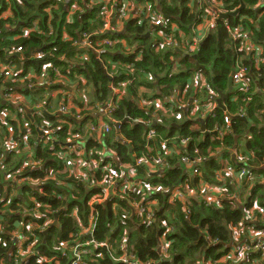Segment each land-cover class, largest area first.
<instances>
[{
	"label": "trees",
	"instance_id": "obj_1",
	"mask_svg": "<svg viewBox=\"0 0 264 264\" xmlns=\"http://www.w3.org/2000/svg\"><path fill=\"white\" fill-rule=\"evenodd\" d=\"M133 1L139 6L143 4L142 0ZM220 1L223 6L217 10L223 14H232L243 5L244 9L237 16L219 18L218 26L205 30L195 52L191 53L188 49L197 38L194 26L201 21L204 12L194 2L191 4L190 0H155L150 3L153 11L165 17L164 27L154 29L152 19L144 18L142 21H125L121 30L104 33H101L103 13L110 6L109 1L96 0V7L88 8L90 0H78L80 8L72 10V4L64 0H0L2 12L10 13L7 19L0 21V62H14L23 75L29 71L42 74L44 67L50 64L57 67L64 76L73 78L78 74L80 78L73 79L76 89L81 90L87 86L92 90L96 103L91 105L95 110L106 106L111 100V85L117 86L128 80L130 83L126 94L116 104L108 122L111 134L102 138V144L108 151L114 152L117 161L122 164L133 162L135 155H148L152 158L162 156L167 161L166 176L153 181L165 189V193L153 195V199L158 200L163 207L156 215L158 222L148 226L143 220L130 217V208L117 199L113 203L95 205L94 215L96 217L97 209L99 217L92 238L97 245L107 246H94L95 252L90 251L92 246L82 247L79 251L86 264H125L120 260L124 257L131 259L132 256L140 264L214 263L225 255L226 246L232 244L230 227L244 225L249 218L248 214L256 210V207L264 212V61L257 68L255 54L248 49V45L259 47L264 60V0ZM207 17L210 19V16ZM35 27L38 28L36 32ZM235 32H238L239 39L234 38ZM90 33L91 40L94 41L96 35V40L101 41L96 43L102 44V47L99 51L91 49L86 60L78 57L77 64L73 63L70 59L78 51L74 43L78 46L86 40L84 35ZM162 33L170 42L160 48L159 44L165 42L161 39ZM117 39L124 40L127 45L122 47L105 43L106 40H114L111 43H115ZM16 47L23 48L22 55L9 57L11 55H8V51ZM237 68L247 69V92H239L237 88L241 85L234 83L232 74ZM198 74L202 75L217 97L232 92L234 95V99L225 97L224 108L219 106L213 117L204 121L193 118L191 111L185 114L174 108L177 103L175 97L180 98L182 104L192 102L196 89L192 88L190 80ZM4 79L0 77V85ZM15 86L7 84L10 89ZM142 87L149 89L151 95L146 94ZM197 97L200 101H210L209 92L201 86L197 89ZM142 99L147 102L157 100L166 107L156 111L154 106H141ZM75 104L83 108L79 102ZM16 114L19 121L13 125L17 134V125L20 123L22 127L32 119L28 116L26 118L22 111ZM158 115H161L164 122L160 129H157ZM238 115L244 117H235ZM227 116L235 117L229 128L225 123ZM70 122H65L59 133L57 131L60 135L58 149L63 148L67 134L71 132L73 121ZM50 124L53 129L60 126L57 121ZM43 126L37 117L32 121V143L40 135ZM151 128L156 131L150 140ZM220 128L224 131L222 138L213 134ZM247 132L250 139L242 146L241 142L245 141ZM183 140H187L185 146L182 145ZM87 146L103 147L97 141ZM165 148L178 150V153L166 155ZM3 152L0 149V157ZM182 157L190 158L192 163L196 157L203 160L199 166L202 168L201 176L194 184L190 182V185L204 184L208 188L221 190L224 197L221 207L207 203L203 195L199 201L186 198L170 203V192L178 189L186 180L184 167L188 165L182 163ZM93 158H97L96 154ZM36 159L42 163L50 162L49 169H61L62 165L55 160L51 162L50 153L41 145ZM15 163V157L7 160V174ZM243 169L247 173L238 181V174ZM33 172V177L41 175L40 172ZM138 172L140 177L147 173L144 167ZM219 177L223 181H219ZM57 179L66 182L69 187L59 186L51 180L45 194L34 197L42 206H48L53 215L63 212L58 227L45 234L42 229L44 221L36 222L31 217L25 219L24 222L28 224L31 221L39 229L33 227L32 237L26 227L17 231L19 237L28 238L23 242V252L19 254L12 240L15 223L21 218L19 212L25 208L31 209L33 203L26 199L20 203L22 210L18 205L12 206L14 213L19 210L17 215L8 211L11 215L0 217V264H71L73 250H62L61 245L86 244L90 241L81 232L89 225V201L93 194L89 193L88 185L71 181L67 176ZM3 183L2 177L0 194ZM129 197L140 201L146 200L147 195L135 194ZM74 207L76 216L67 215L72 213ZM253 214L258 227L254 228L263 232L264 216L257 211ZM53 215H49V218ZM126 237L123 247L121 244ZM162 238L169 245L165 254L157 251L159 239ZM244 240H247V235L242 236L241 241ZM34 241L37 244L33 245L32 251L26 250Z\"/></svg>",
	"mask_w": 264,
	"mask_h": 264
},
{
	"label": "built area",
	"instance_id": "obj_2",
	"mask_svg": "<svg viewBox=\"0 0 264 264\" xmlns=\"http://www.w3.org/2000/svg\"><path fill=\"white\" fill-rule=\"evenodd\" d=\"M59 1V0H57ZM67 4H72L71 9L75 10L78 8L79 2L78 0H64ZM99 1H109L110 6L105 8L104 10V24H103V31L101 33H104L106 31H119L122 29L123 24L125 21H132V20H140L142 21L144 18L152 19L153 22V28L158 29L160 27H164L165 25V17L162 13L158 11H153L150 3L155 0H142L143 4L139 7H136L137 4L133 0H99ZM96 0H90L87 7L93 8L95 6ZM223 4L220 0H209V2L204 3V7L202 8V11L204 12V15H202L201 21L197 22L194 26V33H196L197 38L194 40L193 44L189 47V51L191 53L195 52L196 48L198 47V44L201 39L202 33L207 29H215L218 24L217 20L220 18L223 14L222 12H219L217 9L222 7ZM137 10L136 13L134 11ZM6 14V16H5ZM10 13L2 12L0 8V21L2 19H7ZM210 16V19H208L207 16ZM27 30V29H26ZM25 30V31H26ZM31 31V30H30ZM29 31V33H30ZM153 33V32H152ZM162 41L160 48L164 47L166 44L170 42L169 39H167L164 36V33L161 35ZM68 36L65 35V38ZM86 37V40L83 41L81 44H78V51H83L86 48H93L94 44L89 40L90 35H84ZM234 38L239 39L238 32L234 33ZM114 40H106L105 43H110L111 46H116L121 44L123 40L117 39L115 43H111ZM96 42H101L100 40H96ZM157 43V42H155ZM87 45V46H86ZM96 46H98V43H96ZM248 49L255 54V59L257 63V68L259 63L263 62L262 60V50L259 49V47H253L252 45H248ZM23 48L16 47L15 49H11L8 51V55H11L9 57H12V55L20 54L22 55ZM43 57V56H42ZM55 67L54 65H46L42 71V74H46L45 71L47 70L50 73V68ZM115 68L116 65H113ZM128 68V67H127ZM56 70H58V75H62L60 70L56 67ZM246 68L240 69L237 68L236 71H234L233 78L234 83L237 86H240L238 89L239 92H247L249 90V85L247 84V77L246 74ZM247 75V76H246ZM4 77L10 80H20V81H38L43 77L38 76H31L28 78V80H24L22 78V70H19L15 63H7L4 64L3 62H0V77ZM112 75L111 77H113ZM45 79V78H44ZM47 85H41L40 82H35L34 85H38L39 87L44 86H51L59 84L58 81L53 79H46ZM125 82L118 84L117 86L112 85L111 90H113V97L111 96V99L108 103V106L105 107H99L96 110V114L101 113L100 119L96 120V125L91 126L89 129L82 128L81 130H74L69 133V136L66 139V144L63 145V148H59V139L55 135V132L53 130V127L51 124L44 125L43 129L40 130V135L38 136L37 140L38 143L43 147L46 148L48 152L52 153L55 158H57L64 166V170L61 171L62 176H67L69 179L74 178L76 183L79 184H88L90 181V185L93 187L94 190H96V194L91 198L89 201L90 206V215H89V225L88 228H83L81 234L88 237L90 241H88L86 244H80V243H73V245L70 243H65L61 245V249L64 250L65 248L73 250L74 258L71 264H86L85 259L81 256L80 249L82 247H90V246H97V247H105L107 245L100 244L97 245L96 242L93 240V235L96 230V222L98 220L99 214L96 209V217L94 215L95 211V205L100 206L104 205L107 202H114L115 199L120 200L121 202L125 203L130 210L131 215L130 217H136L141 218L145 222L146 225H152L155 221V210L152 207V203L154 201H151L153 199L151 196L154 194H160L157 192H150L146 194L141 195H147L146 200L140 199V201H136L135 198L132 200L129 194V191L133 189L134 185H137V188H139V191L141 192L143 190V183L141 181L136 180L139 172L138 170L142 167H144L149 174L147 177L149 180H161L165 177L163 170L167 168V161L165 160V157L159 156L156 158H152L148 155L143 156H134V160L131 163L122 164L119 163L117 160V157L114 152L108 151L104 147V144H102V138L106 137L111 134V128L109 126V120L111 119V114L115 110L116 104L122 99V97L126 94L127 87L129 85L128 80H124ZM191 85L192 88L196 89V93L194 97L192 98L191 105V113L193 115V112L195 110L197 119L199 120H206L210 117H213L216 109L219 107L217 103V95H215L212 92V89L210 85L206 83L204 78L201 74H198L195 76V78L191 79ZM60 83L62 86H65V90L63 91V94L68 97L67 103L64 102L61 106L60 113L62 116L68 117L69 116H75L77 114L78 120H83L85 117L81 114V112H72L71 111V96L68 94V89H76V84L73 80V78L68 76H61ZM204 87L210 94V101L208 104L204 103L203 101H200L197 97V89L198 87ZM219 97V96H218ZM180 100V98H178ZM181 102V100H180ZM67 105H66V104ZM141 106H154L156 108V111H160L163 108V103L161 104L160 101H150L147 102V100L142 99L140 102ZM242 111V110H241ZM10 111L8 108H5L4 110L0 111V117H5L6 115H9ZM199 114V117H198ZM235 117L243 118V115H238ZM235 117H225V123L227 124V128L231 126L232 119ZM119 128V127H118ZM11 131H7V133H10ZM215 132L217 135L222 138L224 135L223 128H220L219 130L216 129ZM208 134L211 132H207ZM96 139L98 145H103L101 149L99 148H92L89 151H84L82 148V145H84L88 138ZM154 137V131H152L149 135V139L151 140ZM26 139L25 145L27 146L29 143V139L32 138V128L29 125H26V135L24 136ZM4 141V139H3ZM187 140L182 141V145H186ZM167 148H165L166 151ZM106 151L109 153L107 154ZM174 153H178V150L173 149H167L166 155H173ZM96 154V159H94V155ZM235 156V153H234ZM236 157V156H235ZM75 158V159H73ZM111 160V161H108ZM182 163L189 166V168H192L194 166L193 173L186 177V180L184 181V184L182 186H179L178 189H173L170 193L171 199L170 203H174L176 200H185L186 198H194V200H198L200 197H202L204 200L208 203H214L216 207H221L223 200V193L218 188L212 189L208 188L207 185H199V186H193L191 187L190 182L194 184L195 180L199 178L202 174L201 167H199L203 160L199 157L194 158L193 163L190 158H181ZM75 162L79 165H83V168H86L88 171H82L83 173H80L78 177H75L74 175H71V170L69 167L73 166V163ZM41 161H35L32 163L28 162H21V165H17L18 167H15L11 169V171L8 173L9 179L16 180L18 183L19 178L17 176L23 174L24 171L29 170V168L33 166H41ZM115 163V165H114ZM5 168V167H4ZM2 170H4L2 168ZM89 172L92 173V175L89 174ZM247 171L243 169L237 177V180L240 181L243 179V177L246 175ZM236 175V174H235ZM51 176V178H50ZM92 177V178H91ZM96 177V180L92 181ZM47 178H50L49 181L54 180L57 182L59 186L65 185V182L62 180H58L56 178V173L54 170H50L49 176ZM219 181H223L222 178H218ZM23 181L27 184H34L35 180L31 177H24ZM39 191L41 195L45 194L44 186L38 187L36 189ZM213 192V195L216 200L209 201L210 193ZM216 192H220V194H217ZM5 195V194H4ZM2 196L0 194V210L2 209H8L11 214H18L14 213V210L12 205V198L10 196ZM6 197V198H3ZM10 197V198H9ZM142 198L141 196H139ZM61 198V197H59ZM33 207L31 209L25 208L24 211L19 212L21 213V220L19 219L15 223V232H13L12 240L14 241V247H17L19 250V254L23 252V242L27 241L28 238L25 237H19L17 235V230L19 228L25 229L27 228L28 231L32 232V229L34 227L33 222H29L28 224L25 221V219H28L29 217L33 218L36 222L37 221H44V223H49L51 220L49 218V215H53L50 210L48 209V206H42L41 203L38 202L37 198H33ZM148 200V201H147ZM126 201L128 203L126 204ZM20 206V204H18ZM43 209V211L41 210ZM76 210V209H75ZM73 211L71 214L72 216H76L77 212ZM254 211L259 212L262 216H264V212L262 210H252L251 213H249V218L246 220L244 225H238V226H232L231 228V234H233V241L231 245L226 246L227 251L224 253L225 255L221 257L220 260L212 262H206L202 261L197 264H248L251 262V264H264V231L258 232L254 227H257L256 220L254 217ZM127 215V214H126ZM126 219V216L124 217ZM24 220V221H23ZM42 226V229H46V225ZM165 225V224H163ZM258 228V227H257ZM170 230V229H168ZM3 231V228H2ZM16 233V234H14ZM247 235V240L241 241V238L243 235ZM242 235V236H241ZM165 239V238H164ZM166 240V239H165ZM1 243V240H0ZM33 245H28L27 249L28 251H32ZM169 247L168 244H161L158 247V252L160 254H165L167 252V248ZM96 248V247H95ZM126 252V250H124ZM123 258V257H122ZM120 262H123L125 264H140L134 256L131 257V259H127L124 257L120 260Z\"/></svg>",
	"mask_w": 264,
	"mask_h": 264
},
{
	"label": "crops",
	"instance_id": "obj_3",
	"mask_svg": "<svg viewBox=\"0 0 264 264\" xmlns=\"http://www.w3.org/2000/svg\"><path fill=\"white\" fill-rule=\"evenodd\" d=\"M191 4L194 2V4L199 7L200 9H202L204 7V3L209 2V0H190ZM136 7H139V5H137ZM137 10L134 11V13H136ZM6 16V14H5ZM122 47H125L127 44L125 43V41L123 40L121 42ZM118 45V46H119ZM31 76H36V74L33 71H29L27 74L22 75V78L24 80L28 79ZM76 78H80V76L78 74H75L73 79L75 80ZM193 78H195V76L193 75ZM150 80V79H149ZM79 81V80H78ZM36 83L39 82L35 81ZM35 82L32 81H20V80H10L5 78L3 80V82L1 83L2 85H0V101H2V105L0 106V111L4 110L5 108H8L10 113L9 115H6L5 117H0V149L3 148V145H11L12 146V150H7L4 151L2 156L0 157V178L3 177L4 179V183H3V191H2V196H10L12 198V202L13 205H18L22 202H24L26 199H28L30 202L33 203V198L34 195H41L39 193V191L36 189H38V187H43L44 186V190L48 189L47 186L49 184V179L51 178H47L49 176V172L50 170H54L56 173V178L62 177V175L60 174L61 171L64 170V166L63 164L57 159L53 157V154L50 153L51 155V162L52 161H57L59 165L61 166V169L59 170H55L54 168L49 169L50 162H45V163H41V166H33L31 168H29V170L24 171L23 174L17 176L19 178L18 183L16 180H12L9 179L10 177H8V174L6 171V162L7 160L12 159L13 157H15V160L17 163H15L16 167L18 164L21 165V162H28V163H32L35 161H39L36 158L38 157V151H39V143L37 138H35L34 143H32V140L30 141L29 139V143L26 146L25 142L26 139L24 138V136L26 135V125H29L32 128V121L37 117L38 119H41V124L42 125H48L50 123L56 122L58 124H60L59 127H55L53 130L55 132V135L58 137V139L60 138V135L57 134V131L59 133V130H61L63 128V124L65 122H67L68 120H71L70 123H73L70 125V129H74L79 130L80 128H85L86 130L89 129L91 126L96 125V120L100 119V117L102 116L101 113L96 114V110L92 108V103H96V100H93V93L92 90L84 87V90L81 88V90L79 89H68V94H70L69 96H71L70 100H71V111L74 112H81V114L85 117V119L83 120H78L77 114H75V116H69L65 117L62 116V114L60 113L61 111V106L64 102L67 103L68 97L65 96L63 94V91L66 89L65 86H62L61 84H56V85H51V86H44V87H39L38 85H34ZM7 84H15V88L14 89H10L7 87ZM85 84V81H84ZM23 87H26V89H23ZM41 90H43L41 92ZM142 90L146 91V94L151 95V92L149 91V89H146L144 87H142ZM84 91V94H83ZM193 91L195 92V89H193ZM86 92H90V99L92 100L91 103H88V97L86 95ZM148 92V93H147ZM195 95V94H194ZM193 95V96H194ZM225 97L227 98H233L234 99V95L233 92L229 93V94H224ZM189 98V102L191 101V96L188 97ZM219 99V97H217ZM81 99H83V101H81ZM174 100L177 102L176 106H174L175 109H177L179 112H183L185 114H187V112L190 111L191 109V103H184L182 104V102H180V100L175 97ZM225 100V99H224ZM75 102H79V104H81V106L83 108H80L78 105L75 104ZM65 103V104H66ZM67 105V104H66ZM166 106L163 105V108L165 109ZM11 109V110H10ZM15 112L13 114V112ZM22 111L24 113V115L26 114V118L31 117V122H25L24 125L21 127V125H17L18 126V133L16 134V128H14V123L17 122L18 123V119H17V112ZM193 112V118H197L196 112L195 110L192 111ZM67 118H69L67 120ZM74 124V125H73ZM78 128V129H75ZM16 129V130H15ZM74 130H71L74 131ZM7 131H11L10 133H7ZM69 136V134H67V137ZM66 137V139H67ZM4 139V141H3ZM32 139V138H31ZM250 137L245 135V143H247V140L249 141ZM90 142H96V139H91L88 138L86 143L84 145H82V148L84 149V151H89L92 148H88V144ZM60 143V142H59ZM66 144V143H65ZM243 146V145H242ZM10 154H14V155H10ZM75 159V158H73ZM54 161V162H55ZM73 166L69 167L71 170V175H74L75 177H78L80 175V173H83L82 171H88L86 170V168H83V165H79L75 162H72ZM183 166V165H182ZM194 166L192 168H189V166L186 168L184 167L185 171V175L186 177L189 175H191L194 171ZM5 167V168H4ZM13 167V168H14ZM2 168L4 170H2ZM167 169V168H166ZM164 169L163 173L166 176L165 172H168V170ZM40 172L42 177H40L41 175H37L38 177H33L31 175L32 172ZM33 172V173H34ZM84 174V173H83ZM90 175H92L91 172H89ZM151 173H144L141 177L138 175L136 180V183L133 184H137V180L141 181L144 185H143V190L140 192L139 188H137V185L133 186V189L131 191H129L130 196H133L135 194H146V193H150V192H157V193H165V189H163L159 184H155L153 182V180H149L148 179V175ZM24 177H31L32 179L35 180L34 184H27L23 181ZM43 178V179H40ZM71 181H74V178L70 179ZM96 180V177L92 180L94 181ZM65 185L66 182H65ZM88 191L89 193L93 194V196L96 194V190L93 189V187L90 185V181L88 184ZM67 187H69V185H67ZM72 188H74V186H71ZM45 193V192H44ZM9 197V198H10ZM152 198L153 195L151 196ZM6 198V197H3ZM19 201H18V200ZM36 199V198H35ZM151 201H154L152 203V207L155 210V218L156 215L158 213H160L163 210V207H161L160 203H158L159 201L155 200V199H151ZM21 206V204H20ZM19 206L20 210H22V208ZM126 206V205H125ZM128 207V206H127ZM76 207H74V209L71 211L73 212L75 210ZM2 211V209L0 210ZM3 211H7V215H11L8 212V209H3ZM19 212V210H17ZM16 211V212H17ZM17 212V213H18ZM130 213V211H128ZM63 212L61 213H55L53 215V217L50 219L51 221L49 223H44V225H46V229H45V234L46 232L54 229L55 227H58V221L60 219V216ZM128 213V214H129ZM74 214V213H73ZM73 214H67V215H73ZM5 215V216H7ZM17 215V214H16ZM5 216H0V217H5ZM138 219H141L138 217ZM21 220V219H20ZM143 220V219H141ZM24 221V220H23ZM157 218L156 221L154 223H157ZM153 223V224H154ZM150 226V225H148ZM18 231V230H17ZM161 245V244H159Z\"/></svg>",
	"mask_w": 264,
	"mask_h": 264
},
{
	"label": "rangeland",
	"instance_id": "obj_4",
	"mask_svg": "<svg viewBox=\"0 0 264 264\" xmlns=\"http://www.w3.org/2000/svg\"><path fill=\"white\" fill-rule=\"evenodd\" d=\"M93 7H96V4H95V6H93ZM78 8H80V6L78 5ZM30 30H32V29H30ZM36 31H38V28L37 27H35L34 28V32H36ZM91 34L92 33H90V38H89V40L91 41V42H93V44H94V46H93V48H91V49H93V50H95V51H99L100 50V47H102V44H100V45H98V46H96V35L93 37V40L95 41H92L91 40ZM68 38V37H67ZM67 38H65V39H67ZM69 40V39H68ZM126 44H127V42H126ZM74 46L78 49V46H77V44H75L74 43ZM87 46V45H86ZM91 49H89V48H86V49H84L82 52L81 51H77L76 53H75V55L73 56L74 58H72V59H70L73 63H75V64H77V62H78V60H76V58H78V57H81L82 58V60H86L87 59V54H88V52L91 50ZM86 58V59H85ZM45 73L46 74H36L39 78L40 77H43V78H41L40 80H39V82H40V84L41 85H47V80L46 79H53V80H56V81H58V83L59 84H61L60 83V79H61V76H64V75H58V70H56V67H51L50 68V73L46 70L45 71ZM45 78V79H44ZM26 80H28V79H26ZM79 80V79H78ZM77 81V80H76ZM110 88H112V85H111V87ZM84 90V89H83ZM43 90H41V92H42ZM83 94H84V91H83ZM86 95H87V97H88V103H91L92 102V100L90 99V92H86ZM111 96L113 97V90H111ZM111 99H113L114 100V98H111ZM81 101H83V99H81ZM204 103H206V104H208L209 102L208 101H203ZM107 106H108V103L106 104ZM107 106H106V108H107ZM105 107V106H104ZM157 121H158V123H157V129H160V128H162L163 126H164V122H163V118L161 117V115H158L157 116ZM199 128V127H198ZM152 131H156V129L155 128H151V130L149 131V133H151ZM242 143V145H245L246 143H245V141H242L241 142ZM3 148H5V149H1L2 151H7V150H12V146L11 145H6V146H4L3 145ZM212 189H215V187H213ZM217 194H220V192H216ZM209 201H213V200H216L215 199V197H214V195H213V192H211L210 193V198L208 199ZM196 201H199V200H196ZM254 209H256V210H258L259 209V207H256V208H254ZM5 215H7V211H0V216H5ZM34 228L35 229H39V227H38V225H34ZM20 229V228H19ZM20 230H22V228L20 229ZM28 231V230H27ZM31 233V237L33 236L32 235V232H30ZM14 234H16V233H14ZM36 237H37V235H35ZM38 239V238H37ZM37 239H35V240H37ZM127 241V237H126V239L124 240V242H122V246L124 247L125 246V242ZM165 239L164 238H162V239H159V244H165ZM35 244H37V241H34V242H32L31 243V245H35ZM91 247V246H90ZM85 248H87V247H85ZM90 251L91 252H95L96 251V248L95 247H91L90 248ZM149 264V263H148Z\"/></svg>",
	"mask_w": 264,
	"mask_h": 264
},
{
	"label": "water",
	"instance_id": "obj_5",
	"mask_svg": "<svg viewBox=\"0 0 264 264\" xmlns=\"http://www.w3.org/2000/svg\"><path fill=\"white\" fill-rule=\"evenodd\" d=\"M242 9H244V5H243L240 9H238L237 11H235V12L232 13V14H222V15H221V18H223V19H227L229 16H237V15L239 14V12H240ZM18 29H19V26L17 27L16 30H18ZM224 99H225V95H224V94H221V95L219 96V99H217V103H218V105H219L221 108H224V106H223ZM118 126H120V125L117 124L116 127H118ZM202 130H204V128H202ZM213 134L217 135L216 132H214ZM246 136H249V132L246 133ZM236 141H238V138H236ZM46 233H48V231H47Z\"/></svg>",
	"mask_w": 264,
	"mask_h": 264
},
{
	"label": "clouds",
	"instance_id": "obj_6",
	"mask_svg": "<svg viewBox=\"0 0 264 264\" xmlns=\"http://www.w3.org/2000/svg\"><path fill=\"white\" fill-rule=\"evenodd\" d=\"M17 29V28H16ZM17 67V66H16ZM18 68V67H17ZM19 69V68H18ZM36 74V73H35ZM22 75H23V73H22ZM37 76V75H36Z\"/></svg>",
	"mask_w": 264,
	"mask_h": 264
}]
</instances>
